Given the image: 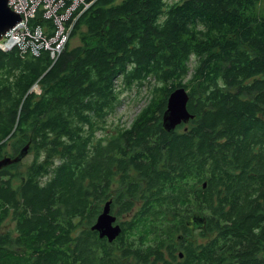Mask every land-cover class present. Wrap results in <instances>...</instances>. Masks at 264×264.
<instances>
[{
  "label": "trees",
  "instance_id": "obj_1",
  "mask_svg": "<svg viewBox=\"0 0 264 264\" xmlns=\"http://www.w3.org/2000/svg\"><path fill=\"white\" fill-rule=\"evenodd\" d=\"M114 1L84 0L56 57L0 50V157L33 153L0 168V264H264L262 0ZM134 85L136 114L105 129ZM179 86L194 116L168 131ZM107 200L111 242L91 228Z\"/></svg>",
  "mask_w": 264,
  "mask_h": 264
},
{
  "label": "built area",
  "instance_id": "obj_2",
  "mask_svg": "<svg viewBox=\"0 0 264 264\" xmlns=\"http://www.w3.org/2000/svg\"><path fill=\"white\" fill-rule=\"evenodd\" d=\"M43 3V8L48 15L57 14L60 28L56 37L48 41H40L41 32L33 30L29 21L35 17L39 9V4ZM84 0H8V5L16 9L20 15V20L9 28L0 39V50H9L13 46H18L22 50L30 49L32 53H37L44 48L50 51V55L56 57L63 49V41L70 31L72 24L66 26V22L75 13H80L87 6ZM81 7H83L81 9Z\"/></svg>",
  "mask_w": 264,
  "mask_h": 264
},
{
  "label": "water",
  "instance_id": "obj_3",
  "mask_svg": "<svg viewBox=\"0 0 264 264\" xmlns=\"http://www.w3.org/2000/svg\"><path fill=\"white\" fill-rule=\"evenodd\" d=\"M20 20V15L12 11L8 0H0V39L3 34ZM188 93L184 86L174 88L166 100V108L163 112V125L168 131L173 130L176 125L187 123L194 115L187 109ZM29 152V144L24 145L15 155H4L0 157V168L20 162ZM205 186V182L203 183ZM204 218L200 215L192 216L189 224L193 227L203 224ZM98 232L99 237H105L109 242L113 241L121 231L117 217L111 211V200H107L101 212L91 226ZM182 256V253H180Z\"/></svg>",
  "mask_w": 264,
  "mask_h": 264
},
{
  "label": "rangeland",
  "instance_id": "obj_4",
  "mask_svg": "<svg viewBox=\"0 0 264 264\" xmlns=\"http://www.w3.org/2000/svg\"><path fill=\"white\" fill-rule=\"evenodd\" d=\"M121 0H115L114 3H117ZM261 6L264 7V0L261 1ZM84 28L81 27V30ZM78 35L76 34L71 38L70 35V46H75L78 44ZM34 90L38 91V87L35 85L33 87ZM144 90L143 88H140L136 85H134L131 89H122V92L120 93L121 99L116 106L115 110L107 116L105 122L103 125L105 126V129H111L112 127H115L120 124H127L132 119V117L136 114L138 107L143 103V97H144ZM104 133V130L101 128H98L96 130L97 135H102ZM7 149L10 151L9 147ZM33 153H28L20 162V164L15 168L14 170L23 171L26 165L32 160ZM120 219V218H119ZM13 225V222L11 219H6L1 225H0V232H4L7 229H9Z\"/></svg>",
  "mask_w": 264,
  "mask_h": 264
},
{
  "label": "bare ground",
  "instance_id": "obj_5",
  "mask_svg": "<svg viewBox=\"0 0 264 264\" xmlns=\"http://www.w3.org/2000/svg\"><path fill=\"white\" fill-rule=\"evenodd\" d=\"M43 3H40L39 4V9L37 11V14H40V16L42 18H45V19H51L53 21V24H54V31H53V34L52 35H48L45 30L40 26V25H33V30H38L41 32V37H40V41H48V40H51L52 38L56 37V34H57V31L59 30L60 28V21H59V17L57 16V14L55 13H51V15H48L49 13L46 12V10L43 8ZM10 7V6H9ZM10 9L12 11H14L15 13H17L16 9L10 7ZM70 31L66 34V37L63 41V48L65 47V45L67 44V42L69 41L70 39Z\"/></svg>",
  "mask_w": 264,
  "mask_h": 264
}]
</instances>
